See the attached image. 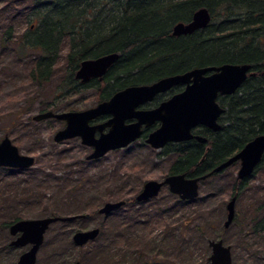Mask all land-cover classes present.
Segmentation results:
<instances>
[{"label":"trees","instance_id":"16d2710c","mask_svg":"<svg viewBox=\"0 0 264 264\" xmlns=\"http://www.w3.org/2000/svg\"><path fill=\"white\" fill-rule=\"evenodd\" d=\"M201 8L207 9L211 16L205 29L187 36L171 35L175 24L188 23ZM20 27H25L22 33ZM0 47L17 52L19 61L25 63V82L35 90L49 89L62 66L64 77L55 90H63L67 96L93 90L98 94L97 102L108 100L129 86L150 84L193 69L249 64L254 75L233 95L217 99L225 111L220 117L221 130L206 136L210 137L209 150L205 153L204 146L196 142L167 145L165 153L173 156L167 175L203 176L264 134V0H0ZM112 53L119 58L102 79L87 83L75 79L82 61ZM45 112L57 110L51 105L40 111ZM203 155L204 161L200 163ZM261 165L264 155L255 171ZM249 179H233V197L247 189ZM60 197V202L66 205L74 203L82 207L83 211L79 209L76 215L89 217L82 214L86 204L81 196L74 195L69 200L68 194ZM198 198L190 202L178 199L177 204L187 211L200 202ZM134 204H137L134 199L125 202L123 208L105 220H111L109 223L100 225L96 240L101 238V242L86 250L79 263L115 264L111 263L114 256L131 259L133 264L161 262L160 253L149 247L148 242L154 217L133 210ZM88 205L95 215L96 202ZM177 206L169 207L168 211L176 214ZM49 207L57 208V204ZM50 217L60 216L54 212ZM20 218L15 216L3 225L8 228ZM189 226L190 222L184 226L186 232L181 243L186 252L194 249L190 246L189 234L193 230ZM134 227L137 230L145 227L146 234L133 235ZM196 227L197 231L202 230ZM257 227L264 232V215ZM169 236L173 239L171 233ZM118 244L127 246L122 245L117 251Z\"/></svg>","mask_w":264,"mask_h":264},{"label":"rangeland","instance_id":"374dc122","mask_svg":"<svg viewBox=\"0 0 264 264\" xmlns=\"http://www.w3.org/2000/svg\"><path fill=\"white\" fill-rule=\"evenodd\" d=\"M24 30L22 27L19 33ZM16 53L0 47V142L7 136L20 154L34 158V165L24 171L0 168V264H16L19 256L28 250V247L8 246L13 238L3 223L15 216H20V220H35L50 217L54 212L60 217L74 216L82 207L60 202V195L66 194L68 200L74 195L81 196L86 204L81 213L89 217L85 222L53 224L44 236L36 264L79 263L83 253L102 239L96 240L98 235L92 242L77 247L72 242L73 232L85 228L101 229L102 223H109L111 220H105L114 212L104 217L97 214L98 210L106 203L135 201L146 182L163 181L168 176L173 156L165 153V149L154 150L143 140H137L127 148L89 161L86 157L90 151L79 139L55 143L53 138L64 128V123L54 119L35 122L33 116L51 105L56 108V113L93 108L100 103L96 101L98 94L93 90L73 96L64 95L63 90L57 92L55 87L64 77L62 66L57 69V79L49 89L35 90L25 82V63L19 61ZM237 171L238 165H234L201 182L200 202L187 211L179 207L178 198L166 186L157 198L134 204L133 210L154 217L148 242L149 247L160 253L158 260L161 262L157 261V264H208L211 254L208 243L217 240L231 248L232 264H264V232L257 227L264 215V165L252 173L247 189L235 196L233 222L224 228L226 205L233 197V179H237ZM64 187L72 190L68 192ZM202 200L205 201L202 203ZM95 202L98 206L93 215L88 204ZM55 204L57 208L49 207ZM173 206H177L176 214L168 211ZM14 212L16 215L12 214ZM189 222L193 230L189 234L192 238L190 246L194 249L186 252L181 243L186 232L184 226ZM196 226L202 230L197 231ZM132 232L137 237L146 234L145 227L138 230L134 227ZM122 245L126 244H118L117 251ZM112 259L111 263L115 264H133L126 257L114 256Z\"/></svg>","mask_w":264,"mask_h":264},{"label":"water","instance_id":"95a60500","mask_svg":"<svg viewBox=\"0 0 264 264\" xmlns=\"http://www.w3.org/2000/svg\"><path fill=\"white\" fill-rule=\"evenodd\" d=\"M211 21L207 9L197 10L188 23H177L173 26V37L191 35L198 30L205 29ZM116 53L87 59L80 63L75 73V79L87 83L92 79L100 80L117 61ZM249 64H224L197 68L180 75L162 78L156 82L144 85L129 86L114 93L108 100L98 103L95 107L80 112L53 113L45 112L33 116L32 120L40 122L54 119L65 123V127L58 131L53 141L62 143L79 138L83 146L93 149L86 160H96L107 153L128 147L141 138L143 127L149 128L159 124L151 132L145 143L154 150L162 149L168 143H181L191 139L204 142L200 136H194L192 130L198 126L206 127L213 132L220 130L218 118L224 110L217 103L218 96L233 95L252 76ZM264 77V68L262 69ZM183 85L184 90L162 102L158 107L149 110L139 109L142 105L152 102L159 94ZM101 116L109 119L99 125L91 126L93 121ZM134 120L132 123L126 121ZM108 129L106 133L103 131ZM96 132L99 133L95 137ZM264 155V134L256 136L239 152L216 166L208 174L191 178L185 174L169 175L163 181H148L135 197L137 203H143L156 198L165 186L168 191L180 200L190 202L199 196V183L213 174H219L234 163L239 162L237 179L245 180L252 175ZM34 165V158L19 153L7 136L0 142V168L24 171ZM124 201L106 203L98 210V214L108 217L120 209ZM235 216V198L226 205L227 229ZM77 216L48 217L35 220H20L10 229V235L18 237L11 242L13 247L31 245L28 251L22 253L16 264H36L37 253L43 243L44 234L48 227L56 222H71ZM99 235V229L79 231L73 234L72 242L77 247H83L92 242ZM211 250L208 264H232L231 248L225 246L221 240L209 241ZM79 264V263H75Z\"/></svg>","mask_w":264,"mask_h":264},{"label":"flooded vegetation","instance_id":"af4514ba","mask_svg":"<svg viewBox=\"0 0 264 264\" xmlns=\"http://www.w3.org/2000/svg\"><path fill=\"white\" fill-rule=\"evenodd\" d=\"M254 75V74H253ZM252 75V76H253ZM263 76V75H262ZM249 77V76H248ZM264 78V77H263ZM184 88H185V86H183V85H180V86H177V87H174V88H172V89H170L169 91H167V92H165V93H162V94H159L158 96H156L154 99H153V101L152 102H149V103H146V104H144V105H142L141 107H139V109H143V110H149V109H154V108H156V107H158L162 102H164V101H166V100H168V99H170L173 95H175V94H177V93H180V92H182L183 90H184ZM125 89V88H124ZM123 90V89H122ZM120 91V90H119ZM231 96V95H230ZM218 97H227V96H218ZM218 97H217V99H218ZM218 103V102H217ZM221 107V106H220ZM222 108V107H221ZM223 110H224V108H222ZM225 111V110H224ZM223 115V114H222ZM221 115V116H222ZM220 116V117H221ZM220 117L218 118V121H217V123L220 125V130H221V124H220ZM109 119V116H101V117H99V118H97V119H95V120H93V121H90L89 122V125H91V126H94V125H99V124H103V123H105L107 120ZM59 122H61V121H59ZM132 122H134V120H131V121H126V123H132ZM64 123V122H63ZM158 126H159V124H154V125H152L151 127H149V128H144L143 127V134H142V136H141V138L140 139H138V140H143V142L145 143V140H146V138H147V136L151 133V132H153L154 130H156L157 128H158ZM64 127H65V123H64ZM107 130L108 129H105L103 132L104 133H106L107 132ZM219 130V131H220ZM218 131V132H219ZM210 133H211V135H213V134H216L217 132H213L212 130H210V129H208V128H206V127H202V126H198V127H196L195 129H193L192 130V134L194 135V136H200V137H202V138H204L205 139V141L204 142H198L196 139H191V140H189V141H186V142H181V143H168V144H166L162 149H165L166 148V146L167 145H173V146H177V145H179V144H183V143H187V142H196L197 144H199V145H201V146H204V151H205V153L209 150V146H208V144H210V137L208 138V137H206L207 135H210ZM99 136V133L98 132H96V134H95V137H98ZM77 139H79V138H77ZM80 140V139H79ZM81 143V142H80ZM146 144V143H145ZM85 148H87L90 152H89V154H91L92 153V151H93V149L92 148H90V147H87V146H85ZM88 154V155H89ZM87 155V156H88ZM204 158H205V156L203 155V157H202V159L200 160V163H202L203 161H204ZM229 159V158H228ZM220 165V164H219ZM233 165H238V169H239V162L238 163H234ZM233 165H231L230 167H232ZM229 167V168H230ZM234 167V166H233ZM215 168V167H214ZM213 168V169H214ZM212 169V170H213ZM228 169V168H227ZM211 170V171H212ZM226 170V169H225ZM210 171V172H211ZM224 171V170H223ZM208 174V173H207ZM173 175H180V174H173ZM206 175V174H205ZM214 175V174H213ZM169 176V175H168ZM204 176V175H203ZM167 177V176H166ZM165 177V178H166ZM186 177H188V176H186ZM199 177H201V176H199ZM191 178H197V177H191ZM239 181H241V180H239ZM242 181H244V180H242ZM167 187V186H166ZM164 188V187H163ZM167 189H168V187H167ZM141 190H142V188H141ZM140 190V191H141ZM139 191V192H140ZM138 192V193H139ZM137 196V195H136ZM135 196V197H136ZM158 197V196H157ZM156 197V198H157ZM176 197V196H175ZM232 198H235V197H232ZM153 199H155V198H153ZM236 199V198H235ZM152 200V199H151ZM150 201V200H149ZM136 202V201H135ZM147 202V201H146ZM137 203V202H136ZM97 214H98V212H97ZM74 216H77V218L76 219H74L73 221H75V220H79V219H81V220H84V219H86L85 217H86V215H74ZM46 218H48V217H46ZM42 219H44V218H42ZM20 221V220H19ZM73 221H71V222H73ZM14 223H16V222H14ZM14 223H12L9 227H8V232H9V229H10V227L14 224ZM56 223H62V222H56ZM64 223V222H63ZM53 224H55V223H53ZM53 224H51L49 227H48V229L46 230V232H48L49 231V229H50V227L53 225ZM91 229H94V228H88V229H86L85 228V230L84 231H88V230H91ZM99 229V228H98ZM79 231H81V230H78V231H75V232H73V234L74 233H76V232H79ZM46 232H45V234H46ZM45 234H44V236H45ZM99 234H100V229H99ZM9 235H10V232H9ZM13 239L9 242V247H13V246H11L10 244H11V242H13L17 237H18V234L16 235V236H12V235H10ZM43 241H44V239H43ZM25 247H28V249L31 247V245H26V246H24V247H21V248H25ZM28 251V250H27Z\"/></svg>","mask_w":264,"mask_h":264}]
</instances>
